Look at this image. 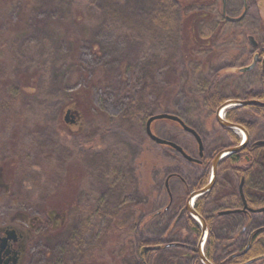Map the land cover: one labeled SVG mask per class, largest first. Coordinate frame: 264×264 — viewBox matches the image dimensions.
I'll use <instances>...</instances> for the list:
<instances>
[{
	"label": "rangeland",
	"instance_id": "1",
	"mask_svg": "<svg viewBox=\"0 0 264 264\" xmlns=\"http://www.w3.org/2000/svg\"><path fill=\"white\" fill-rule=\"evenodd\" d=\"M225 1L229 16L242 12V0ZM246 2L255 25L260 26L264 0ZM221 3L214 0L207 10L212 20L197 19L202 40L218 32ZM69 7L64 0H35L24 16L17 5L0 10V227L10 224L25 235L21 264H73L76 256L84 264H138L137 239L171 238L168 214H155L168 201L165 182L181 191L179 177L188 182L187 172L201 171L169 146L150 140L146 118L161 113L178 116L204 139L206 153L227 145L203 96L211 72L234 63L232 56L238 57L240 51L227 39L214 53L205 49V54H187L191 58L175 65L180 71L177 87L161 94L154 86L143 99L137 90L139 66L143 59L160 56L152 55L159 44L156 47V41L142 34L126 33L122 20L95 25L89 19L76 22ZM249 11L238 26L252 20ZM85 12L96 11L87 8ZM20 17L23 29L16 28ZM222 26L224 32L235 24ZM251 28L244 29L247 36ZM159 59H154L155 76L161 80L168 67ZM230 74L224 72L219 78L225 96H242L256 86V79L248 74ZM82 89L88 90L74 96ZM69 102L67 107L76 113L78 122L65 123L63 111L61 127L59 111ZM133 102L141 106H132L129 117H122ZM242 114L247 117L246 111ZM177 124L157 119L150 127L154 135L197 156L195 139ZM96 206L121 211L99 218L95 228L97 216L92 209ZM140 210L144 217L138 226ZM61 213L67 214L66 222L56 234L52 216ZM77 230L86 242L84 247L92 246L91 252L63 250L71 232ZM178 230V237L193 240L184 227ZM176 251L167 248L145 257L150 264H191L190 258L181 259Z\"/></svg>",
	"mask_w": 264,
	"mask_h": 264
},
{
	"label": "flooded vegetation",
	"instance_id": "2",
	"mask_svg": "<svg viewBox=\"0 0 264 264\" xmlns=\"http://www.w3.org/2000/svg\"><path fill=\"white\" fill-rule=\"evenodd\" d=\"M223 3V2H222ZM221 3V4H222ZM243 10L238 16H229L226 11V1L222 5L221 15L224 21L228 23L240 22L247 12L250 10L246 0H242ZM264 6V5H263ZM241 14L243 16L235 21H228L225 16L236 18ZM258 16V14L256 15ZM249 17L252 19L248 22L247 28H251V33L256 34V39L253 35L246 37L245 42H240L233 38L236 43V49L239 52V56L234 59V63L224 65L225 68L220 71L232 75L233 72L237 74H248L256 79V86L251 90L245 91L251 93L250 98H244L242 96H232L226 99L217 108L221 107L227 101H258L250 102L246 105L236 104L227 105L219 110V117L233 125L241 126V130L238 128H232L220 124L216 120V109L214 110V120L219 124L224 131L227 138V145L217 146L209 153H206V146L204 139L199 135L202 144V153L198 154V143L195 140L197 146V156H192L187 153L184 147L180 146L183 151L194 158V160H187L171 148L176 154H179L185 161L189 162L196 167H200L201 171L189 175L190 172L185 174V181L181 179V185L183 189L179 191L175 185L167 184L165 182V189L167 192V206L166 209L169 217L168 228L170 230L171 237L174 234L175 238H171L168 244V248H178L186 252H193L194 248L197 250V244L201 240L203 252L206 244L209 229L206 222L212 223L215 231L214 235V252L216 259H224L226 255L236 258L240 256L242 261H236L235 264H264V253H261L250 258H245L243 255L256 247H264V109L262 114L259 112L256 106L264 107V100L255 98L256 92H264V22L260 26L255 25L254 17L249 11ZM239 61V62H238ZM239 63V64H237ZM253 67L249 70L242 71L253 64ZM221 66V65H220ZM252 86H253V80ZM220 82V80H219ZM221 91V90H220ZM223 94V92H221ZM224 95V94H223ZM230 97V96H228ZM233 97V98H232ZM237 97V98H236ZM239 109L236 111L239 117L243 118V112H247V117L243 118L249 123L248 129L244 126L231 122L226 118V112L232 108ZM78 119L75 124H77ZM73 124V125H75ZM225 128L229 129L235 136L238 137V143L231 146V141L227 136ZM239 131L242 133L240 134ZM176 144V143H175ZM178 145V144H177ZM240 146L239 149L223 154L220 157L216 165L215 175L213 177V161L217 154L224 150L233 149ZM243 154L236 156L233 164V169L222 170L219 172L220 161L230 153L239 152L243 150ZM192 178V182L190 179ZM212 180V184L209 190L202 194L191 195L194 192H198L205 188ZM203 184V185H201ZM209 194V196H206ZM192 209L195 210L196 201L200 200L203 204L204 217L200 216L205 223V236L200 227L199 233L193 235L192 231L186 225V219L188 216L192 218L186 208V203L190 202ZM212 217L209 219V217ZM168 220V219H167ZM24 226V224H23ZM178 226L185 228V231L193 237V240L187 238H178L175 230ZM11 232L13 234H11ZM175 232V233H174ZM25 235L18 230L15 226L6 224L0 227V264H21L24 256V244ZM221 253V254H220Z\"/></svg>",
	"mask_w": 264,
	"mask_h": 264
},
{
	"label": "trees",
	"instance_id": "3",
	"mask_svg": "<svg viewBox=\"0 0 264 264\" xmlns=\"http://www.w3.org/2000/svg\"><path fill=\"white\" fill-rule=\"evenodd\" d=\"M54 1H58V0H54ZM64 1L70 6L69 8L72 10V18H74V21L76 22H83L84 20L89 19L88 21H90L91 23H93V25H95L94 22L100 24L103 23V21L116 22L122 20L123 23L125 24L124 28L126 33L130 32L131 34L134 33L142 34L146 36L149 40L153 39L154 42L156 41L154 43L156 47L158 46L156 43L159 44V47L155 49L152 55L153 54L156 55L157 53H160V56L154 58L150 57V60L143 59L139 66L137 90L140 92V97L143 99L147 95L149 89H151L154 86H158V89L161 92V94L167 93V90H169L172 87L173 89L177 87L180 71L175 65L179 63H185L189 58H191V56H187V54L193 55L194 52L196 51L203 52L205 54V49L210 50L208 53H214L215 51H218V47L223 45L227 41V39L234 41L233 38H236L237 41L240 40V42H245L247 36L246 34L247 31L244 30L245 28H247V26L244 25L238 26L243 19L238 23H234L235 26L231 27L229 31L224 30V32H221L223 29L222 25H224V23H228L224 21L222 18V20L219 21V24L216 28L218 29V32L216 30L214 33L208 34V37L204 38L203 40L200 38L199 34L201 32L200 31L201 26H199V28L197 27V19L199 18H201V20L204 19L205 22L212 20L210 16H207V10L213 4L214 0H64ZM34 4H35V0H0V10L5 9L8 6L13 7L17 5L18 8L20 9L19 12L20 16L21 15L24 16L28 12V9ZM87 8L89 9L90 12L93 10H95L96 12H92L90 15V13L85 12ZM86 15H90V17L87 18ZM20 18H22V20L17 23L19 25H17L16 28L22 27L21 29H23L24 19L23 17ZM261 24L263 25V22ZM226 33H228L227 36L225 35ZM228 36H233V37H228ZM155 58L158 59L160 58L157 61H162V63H165L163 66L168 67L165 72V77L161 80L158 79L157 76H155L156 70L158 68L157 65H155L154 63L156 62L154 61ZM40 62H41V66L46 67L45 62L42 61ZM211 73L212 74L209 75L210 76L209 85L204 93L203 100L206 106L213 112L226 99L231 98V96L230 97L225 96L220 91V85H219L220 71L217 70L216 72L214 71ZM30 87L33 88L32 85ZM91 87L92 86H90V88ZM86 90L88 89H82L79 91L77 90L75 91L74 96H76L80 92L83 91L85 92ZM243 96L246 99L250 98L251 93H246ZM254 97L259 98L260 100H264V92L263 93L256 92ZM158 102H161V100L159 99ZM78 103H80V100ZM133 103L134 105L132 103L127 104L128 110L125 116L122 117H129V114L131 113L129 112V110L132 106L136 105V108L141 106V102H138V104H136L135 102ZM70 105L71 102H69V104L63 105L61 107V110L59 111L58 123L61 125V127L63 126V123L60 120V115L67 108H70L67 107ZM76 105H77L76 107L79 109L83 108L82 104L79 105L76 104ZM256 107L258 108L259 112L262 114L264 107L261 106H256ZM238 109L239 107L228 110L226 112V118L227 120L240 124L248 129L249 123L245 121V119L238 116V114L236 113ZM225 131L231 141L230 145L231 146L236 145L238 143V137L235 136L227 128H225ZM243 151L244 149L239 152H233L225 156L220 161L219 172L230 168L233 169L235 157L242 155ZM171 175H178V174L168 173V176ZM179 178L182 179L181 176ZM206 196H209V194H207ZM71 203L72 202H70L69 204ZM166 204L163 205L161 210L155 211V214L157 216L168 214L167 210H165L167 206ZM76 206L77 208H82L80 207L81 205L79 206L76 204ZM66 207L71 208V206H66ZM117 208L118 207L112 208L111 211L110 209H108V207L96 206L94 208V211L92 209V212L95 214V216H97L94 227L97 228L99 218L105 215L110 216V218L117 215L121 211ZM203 208L204 206L202 203H200V200L196 201L195 210L197 211V214L199 216L204 217L205 210L203 212ZM141 209L143 211L142 207ZM89 211L91 212V210ZM142 211L140 210L138 212V218H137L138 226L141 224V220L144 217V213ZM63 213H61L59 217L52 216V218H54V225H53L54 227L52 229L53 231L56 232V234H57V230L60 231L63 228L64 221L66 222L65 219L67 214H63ZM74 214H76V216L81 215L76 211ZM211 218L212 217L210 216L209 219ZM169 222L170 220L168 217L167 225L169 224ZM83 223H85V221H82V224ZM185 223L188 226V228L192 231V233H194L193 235H197L199 233V229H200L199 224L193 218L188 216ZM206 225L209 229V232L204 247V256L208 261H210L212 264H235L236 261L240 262L243 260L240 258V256L237 257L238 259H236L229 257L230 255L224 256L223 257L224 259H216L215 258L216 255L214 252V240H215L214 227L210 222V220L209 222H206ZM82 226L84 227V225ZM69 227H71V225ZM71 230L72 229H70V231ZM117 230L119 229L117 228ZM78 232L79 230L71 232L72 236L71 237L69 236L67 238L68 243H65V245H63L64 246L63 250L67 248H69L70 250L76 249L75 251L78 252V254H81V252L86 249L88 253L91 252L92 246L84 247L86 245V242L81 241ZM171 238H168L167 240H159L158 238L148 239V238L140 237L139 239H137L136 241L139 248V252L136 262H138V264H150L149 260L146 259L145 255L148 254L149 252L167 249L168 248L167 246L172 244V243L168 244ZM155 246L158 247L154 249H146L143 252H141L143 247H155ZM169 249L178 250V252L176 251V253H178L181 259H183L184 257L190 258L191 264H203L198 256V252L196 248H194L193 252H186L178 248H169ZM63 250L61 249V251ZM261 253H264V247H256L254 250L251 249L249 252H246V254H244L243 256L248 259L252 256H256ZM82 256L84 257V253ZM81 259L82 258L77 256L74 257L73 264H84V259H82V263H81ZM85 261L87 262V258L85 259ZM116 262L117 261L112 262V264ZM92 264H97V263L92 262Z\"/></svg>",
	"mask_w": 264,
	"mask_h": 264
},
{
	"label": "water",
	"instance_id": "4",
	"mask_svg": "<svg viewBox=\"0 0 264 264\" xmlns=\"http://www.w3.org/2000/svg\"><path fill=\"white\" fill-rule=\"evenodd\" d=\"M222 2L224 3V0H222ZM242 16H243V14H241L239 17H236V18H231V17L225 16V19L228 20V21H235V20L240 19ZM253 65H254V63L251 64L250 66L246 67V68L241 69V70L242 71L249 70L250 68L253 67ZM250 102H258V101L252 100V101H247V102H244V101H227V102H225L221 107L216 109V111H215L216 120L220 124H222L224 126H228V127H232V128H238V129L241 130L242 129L241 126L233 125V124H231L229 122H226V121L222 120L219 117V110H221L223 107H225L227 105H236V104L246 105V104H249ZM157 119H168V120H172V121L178 123L180 125V127L184 131H186L189 134H191L193 136V138L196 140V142L198 143V154L201 155V153H202V144H201V140H200L199 135L196 133V131L194 129H192L191 127L187 126L178 116L173 115V114L161 113V114H156V115H152V116L148 117V119L145 122V133L149 137L150 140H152L156 144L166 145V146H169V147L173 148L176 152H178L181 156H183L187 160H194V158H192L189 155H187L179 145L175 144L174 142L159 138L158 136H156V135H154L152 133L151 128H150L151 123L154 120H157ZM64 122L65 123H69V124L75 123L76 122V113L73 112L71 109H67L65 114H64ZM258 143L263 144L264 142H258ZM239 148H240V146L235 147L233 149L224 150V151H222V152H220L219 154L216 155V157L214 158V161H213V165H212L213 177L215 175L216 165H217V162L219 161L220 157H222L223 154L229 153L231 151H235V150H237ZM211 184H212V180L208 183V185L205 188H203L202 190H200L198 192H194L191 196L194 197L195 195L202 194L203 192L209 190L210 187H211ZM186 208H187L188 212L190 213V215L195 220H197L199 222V224H200V226L202 228V231L204 233L205 230H206L204 220L192 209L191 200H190V202L186 203ZM262 209H264V208H262ZM11 234H13V233L11 232ZM157 247L158 246H155V247H143L141 252H143L146 249H154V248H157ZM197 252H198V256L201 259L203 264H212L211 262H209L205 258L204 254H203V249L201 247V240L197 244Z\"/></svg>",
	"mask_w": 264,
	"mask_h": 264
},
{
	"label": "bare ground",
	"instance_id": "5",
	"mask_svg": "<svg viewBox=\"0 0 264 264\" xmlns=\"http://www.w3.org/2000/svg\"><path fill=\"white\" fill-rule=\"evenodd\" d=\"M240 134H242L240 131H239Z\"/></svg>",
	"mask_w": 264,
	"mask_h": 264
}]
</instances>
